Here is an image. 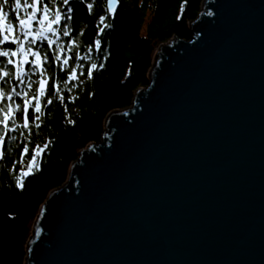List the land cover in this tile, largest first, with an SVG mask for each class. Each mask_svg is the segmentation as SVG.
Returning <instances> with one entry per match:
<instances>
[{
    "label": "water",
    "instance_id": "obj_1",
    "mask_svg": "<svg viewBox=\"0 0 264 264\" xmlns=\"http://www.w3.org/2000/svg\"><path fill=\"white\" fill-rule=\"evenodd\" d=\"M202 2L49 194L25 264H264V0Z\"/></svg>",
    "mask_w": 264,
    "mask_h": 264
},
{
    "label": "trees",
    "instance_id": "obj_2",
    "mask_svg": "<svg viewBox=\"0 0 264 264\" xmlns=\"http://www.w3.org/2000/svg\"><path fill=\"white\" fill-rule=\"evenodd\" d=\"M89 2L93 4L91 11L86 7ZM202 3L120 0L111 18L105 0H69V5H64L63 0H43L42 6L48 5L50 16L56 10L67 12L68 7L73 13L70 21L62 15L51 47L47 40L30 45L41 52V57H49L41 59L40 69L27 63L23 82L15 75L0 80V89L13 97L0 101V108L11 105L14 119L8 121L6 129L0 124L5 141L0 158V264H25L32 222L49 194L69 180V169L79 153L103 140L106 117L131 107L136 93L149 85L154 50L171 39L191 38L190 28ZM12 4L14 0L4 5L10 17L16 16ZM101 17L107 27L101 24ZM65 23L69 25V36L62 34ZM58 46H63L62 52ZM0 48L13 51L15 44L6 43ZM7 59H12L13 65H8ZM16 62V57H0V68L14 73ZM92 64L97 67L92 69ZM39 77L47 79V88L39 98L41 114L33 109L36 100L32 96L33 92L37 95ZM13 88L20 95L13 93ZM25 92L29 95L25 96ZM26 99L32 103L28 127L23 126L22 110L16 109L17 104L22 109ZM3 115L0 112V119ZM36 115H40L39 120ZM44 145L47 148L37 157L39 170L34 168L33 174L24 178L25 186L18 187L17 178L28 170L35 150Z\"/></svg>",
    "mask_w": 264,
    "mask_h": 264
},
{
    "label": "snow or ice",
    "instance_id": "obj_3",
    "mask_svg": "<svg viewBox=\"0 0 264 264\" xmlns=\"http://www.w3.org/2000/svg\"><path fill=\"white\" fill-rule=\"evenodd\" d=\"M43 0H23V6L25 9L32 8L33 11L27 12L26 15L21 16L20 10L22 8V0H14V4L11 5L12 10L16 13V16L10 17L8 12L4 10V5H7L9 3V0H0V45H4L6 43H12L15 44L16 50L11 51L8 49L0 48V57L7 58L9 56L11 57H17L19 55H23V59L19 61V63L15 64V72L12 73L10 71L3 70L0 68V80H3L5 78L10 77L11 75H15L16 79L23 82V77L26 75L25 71L22 68L23 64L32 63L36 65V67H40V61L48 60L49 57L47 55H44L41 57V52L39 50L34 51L33 48L30 45H35L37 41H45L47 40L48 46L51 47L52 44L55 43L54 40L49 38L45 33L51 32L53 35H55L56 30L52 28L53 24H59L61 22L62 15L66 18V20L70 21L72 19V13L73 9L71 7L67 8V12H62V10H56L53 15L50 16V9L48 5L44 4L42 6ZM117 0H107L108 4V10L110 12H115V6H116ZM64 5H69V0H63ZM87 9L91 11L93 9V4L91 2L87 3L86 5ZM38 12H43L44 17L48 21V26L45 29L44 27L38 28L35 31H33V25L32 22L36 20V15ZM101 24H104L105 27L108 25L105 24L104 18L101 17ZM40 25L45 24V19H40L38 21ZM101 32L104 31V28L100 29ZM63 36H69V25L65 23L64 28L62 30ZM59 39V37H57ZM25 41H27V45L25 44ZM100 41H96L97 47H99ZM60 47L61 52L63 51V46ZM31 54L33 57H35L34 60L29 61L28 55ZM56 60L60 59L59 55L55 56ZM14 61L12 59H7L8 65H13ZM63 63L66 65L68 64V60H64ZM97 67L96 64H92V69H95ZM35 70V69H33ZM89 76L92 75L91 71L88 73ZM73 78L74 75H73ZM47 81L46 80H40L39 81V96L44 95V89ZM13 93H15L17 96L20 95L19 92H16V90L13 88L11 90ZM25 96H28L29 93L25 92ZM33 99L36 100V103L34 105V110L36 113L41 114V104L39 102V96L36 95L35 92L32 93ZM7 99L11 100L13 99L12 95L8 94L6 95L5 91L0 89V101ZM63 97H61V100ZM47 103H52L51 100H48ZM32 106V103L30 100H25L23 108L21 109V105L17 104L16 109L22 110L24 114V127L29 126V121L27 117L28 108ZM0 112L4 113L3 118L0 119V124H3L5 129L8 127V121L13 119V108L11 105H6L3 108H0ZM36 120L40 119V115L35 116ZM39 125H37L38 127ZM4 138L3 135H0V146L4 145ZM47 148V145H44L43 147H38V150L35 152V155H33L28 163V170L21 173V176L17 178V186L20 188H23L25 186L24 184V178L28 177L29 175L33 174V169L39 170V164L37 162V157L41 155V153L44 151V149ZM28 149L25 148V152H27ZM4 153L0 152V157H3Z\"/></svg>",
    "mask_w": 264,
    "mask_h": 264
},
{
    "label": "rangeland",
    "instance_id": "obj_4",
    "mask_svg": "<svg viewBox=\"0 0 264 264\" xmlns=\"http://www.w3.org/2000/svg\"><path fill=\"white\" fill-rule=\"evenodd\" d=\"M31 11H33V9H29V8L25 9V7H24L23 4H22V8H21V10H20V15H21V16H24V15L27 14V12H31ZM40 19H45V24H44V25H40V24L38 23V21H39ZM32 25H33V31H35L36 29L41 28V27H44L45 29L47 28V26H48V21H47V19L44 17L43 12L37 13V15H36V20L32 22ZM57 25H58V24H53V25H52V28H53L54 30H56V26H57ZM45 34H46L49 38L53 39L54 36L56 35V32H55V35H53V33H51V32H46ZM38 41H39V40H38ZM39 42H41V41H39ZM26 43H27V41H25V44H26ZM16 47H17V46L15 45V50H16ZM15 50H13V51H15ZM155 50H156V49H155ZM155 50H154V52H153V59H154V56H156ZM9 57L11 58V56H9ZM21 59H23V55H22V54L16 57V61H17L16 63H19V61H20ZM34 59H35V57H33L31 54L28 55V60H29V61H32V60H34ZM40 63H41V61H40ZM152 63H153V61H152ZM25 65H26V64H23V65H22V68H23ZM31 65H32V66H36V65H34V64H32V63H31ZM37 69H40V67H37ZM38 79H40V77H39ZM34 105H35V104H34ZM34 105H33V109H34ZM86 148H88V146H87ZM35 152H36V150H35ZM35 152H34L33 155H35Z\"/></svg>",
    "mask_w": 264,
    "mask_h": 264
},
{
    "label": "flooded vegetation",
    "instance_id": "obj_5",
    "mask_svg": "<svg viewBox=\"0 0 264 264\" xmlns=\"http://www.w3.org/2000/svg\"><path fill=\"white\" fill-rule=\"evenodd\" d=\"M45 80H47V79H45Z\"/></svg>",
    "mask_w": 264,
    "mask_h": 264
}]
</instances>
